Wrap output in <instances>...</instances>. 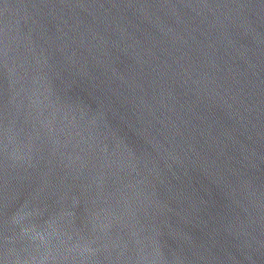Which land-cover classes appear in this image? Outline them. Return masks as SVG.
Instances as JSON below:
<instances>
[{
  "label": "water",
  "instance_id": "95a60500",
  "mask_svg": "<svg viewBox=\"0 0 264 264\" xmlns=\"http://www.w3.org/2000/svg\"><path fill=\"white\" fill-rule=\"evenodd\" d=\"M0 264H264V0H0Z\"/></svg>",
  "mask_w": 264,
  "mask_h": 264
}]
</instances>
